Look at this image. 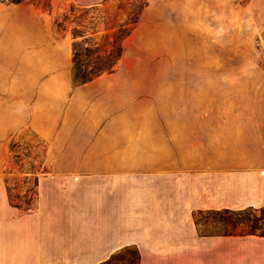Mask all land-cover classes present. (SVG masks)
I'll list each match as a JSON object with an SVG mask.
<instances>
[{
  "label": "crops",
  "instance_id": "0c3cea01",
  "mask_svg": "<svg viewBox=\"0 0 264 264\" xmlns=\"http://www.w3.org/2000/svg\"><path fill=\"white\" fill-rule=\"evenodd\" d=\"M20 36L0 136L42 140L47 172L27 212L10 206L0 179V264H103L130 247L139 264H264V238L202 236L193 219L264 206L263 86L250 122H196L134 77L125 51L114 73L76 84L70 35L33 19Z\"/></svg>",
  "mask_w": 264,
  "mask_h": 264
},
{
  "label": "rangeland",
  "instance_id": "374dc122",
  "mask_svg": "<svg viewBox=\"0 0 264 264\" xmlns=\"http://www.w3.org/2000/svg\"><path fill=\"white\" fill-rule=\"evenodd\" d=\"M104 1L0 0V117L10 113L18 91L13 86L22 66L17 43L31 20L38 29L52 27L59 37L70 35L73 25L63 32L54 21L70 6L80 9L73 14L81 15L84 33L102 29L107 19H125L131 0ZM144 1L139 24L123 43L124 62L134 67V77L162 86L156 90L168 91L171 108L194 113L196 122H250L256 92L264 87V0ZM34 9L39 11L35 16ZM45 147L28 130L0 136V179L9 203L35 207L33 173L41 171ZM227 148L233 154L239 151L236 145ZM197 220L201 234L224 231L213 214L201 213ZM132 255L133 249L122 251L110 264H125L121 261Z\"/></svg>",
  "mask_w": 264,
  "mask_h": 264
},
{
  "label": "trees",
  "instance_id": "16d2710c",
  "mask_svg": "<svg viewBox=\"0 0 264 264\" xmlns=\"http://www.w3.org/2000/svg\"><path fill=\"white\" fill-rule=\"evenodd\" d=\"M6 1L13 4H20L24 0ZM104 2H106V0ZM127 5H129V9L127 13H123V15H125L124 20L119 19L116 21L114 19H107L109 22H102V29L93 30L88 33L80 31L84 28L81 15L76 16L73 14L74 12H79L80 9L77 7L70 6L69 10L63 13L61 18L54 21L55 28L63 32L66 31L67 26L73 25L70 32V37L72 39L71 78L76 84H84L101 75L112 74L116 71L117 64L124 52L123 43L137 27L141 13L147 7V3L144 0H131ZM91 8L95 11L98 10L95 7ZM71 17L72 20L69 22L68 20ZM66 23L69 25L65 26ZM13 148H15L14 144L10 150H13ZM40 170L41 171L38 170L36 174L33 173V175H35V201L37 197L36 188L38 178L40 175L47 172V168L44 166V156L40 164ZM9 204L24 212L32 209L30 206L23 208L12 200H10ZM201 213H210L218 217L219 220L217 223L223 226L224 231L214 235L236 237L254 236L264 238V206L258 208L247 207L241 210L224 209L196 211L193 213V219L197 230L199 225L197 216ZM201 235L207 236L210 234ZM128 249H133L134 255L121 262L125 264H139V253L137 249L130 247L122 251ZM116 255L103 264L113 263Z\"/></svg>",
  "mask_w": 264,
  "mask_h": 264
}]
</instances>
